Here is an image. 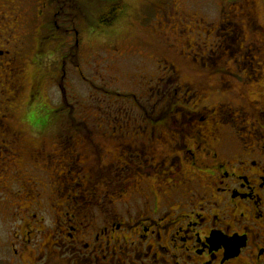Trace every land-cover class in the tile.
Masks as SVG:
<instances>
[{"label": "flooded vegetation", "instance_id": "flooded-vegetation-1", "mask_svg": "<svg viewBox=\"0 0 264 264\" xmlns=\"http://www.w3.org/2000/svg\"><path fill=\"white\" fill-rule=\"evenodd\" d=\"M50 1L55 17L65 15L61 24L47 19ZM122 2L107 0L91 25L73 0H0V264H264V19L256 0L223 3L218 24H198L201 49L188 51L182 27L194 17L178 0L158 5L149 37L178 61L152 52L151 42L155 64L126 57L134 71L113 76L122 89L93 82L117 96L119 125L79 130L61 96L57 128L33 131L38 143L26 147L20 104L31 25L36 54L46 24L63 26L78 50L81 32L115 36L107 34ZM33 93L41 90L32 81L26 108Z\"/></svg>", "mask_w": 264, "mask_h": 264}, {"label": "rangeland", "instance_id": "rangeland-1", "mask_svg": "<svg viewBox=\"0 0 264 264\" xmlns=\"http://www.w3.org/2000/svg\"><path fill=\"white\" fill-rule=\"evenodd\" d=\"M71 1V0H68ZM79 2L80 6L77 7L78 13L77 18H88L91 20L92 24L96 21V15L94 12L99 10L102 5L106 6L107 0H73ZM122 8L117 12L122 13L114 21V25L111 28V32L107 35H115L111 37H105L106 35L100 34H90L89 32H81L80 34V46L77 50L75 46L74 36L64 33L63 26H60V31H57L56 28L51 25H45V30L47 36L43 38L45 45V50L38 54L35 53V43H36V28L38 23L34 22L31 26L35 29L33 32V40L31 45L26 50L25 56V95L21 101L20 113L27 114V121L24 122V128L26 131L28 143L26 147L31 149L33 146H36L38 140L34 138V132L42 131H54L56 127L55 120L59 115L65 114L66 110L62 105H59L60 98L66 97L65 104L69 109L73 108V113L77 115V124L79 130H91L95 129L97 123L106 125H116L118 126L122 113L121 106L117 96L106 93L103 90L94 86V83L97 85H102L108 83L109 88L112 90L122 89V86H125L124 80H115L113 76L122 73L129 75L130 72L134 71L135 67L126 68L125 58L127 60L139 59L142 63L149 62L150 66L155 64L154 57L152 52H164L170 58V60L177 62L176 51L170 47V52L166 51V47H158L155 39H158L157 35H152L149 37V22L151 17L154 15V12L158 5H164L167 2L172 0H122ZM180 1V7L182 11H186L189 15H192L194 18L189 19L188 16L184 21L182 29L183 36L191 41V47H186L181 43L180 37L177 34L172 36V40L178 46H184L185 50H198L201 49L200 45H195L194 41L202 40V30L199 28L198 24L210 25L218 24L221 17V6L223 3H226L227 7H230V0H178ZM260 12L262 13V20L264 19V3L262 0H256ZM32 2V0H29ZM111 2V1H110ZM55 3V6L52 7ZM48 5V18L53 21V19L58 20V23L61 24V19L65 15H58L55 17L53 15L54 11L58 8L56 1H50ZM128 4V6L126 5ZM77 6V5H76ZM75 6V7H76ZM52 7V8H51ZM66 10L74 9V6H71L70 3H66ZM76 12V11H75ZM66 14V13H63ZM196 19L201 18L203 23H197ZM78 21V25L82 22ZM86 20V19H85ZM139 21L142 22V25L139 24ZM2 30V26H0ZM55 31V32H54ZM151 33L152 30L150 29ZM241 34V31L239 32ZM233 35H237L235 32ZM238 39H241L237 35ZM144 39V44L139 45L135 44V39ZM145 39H148V42H145ZM238 43L233 41L232 36L227 37V42ZM118 43L120 46V52L125 53L123 56L118 57L115 52L112 50L110 43ZM151 42L153 44L152 52H150ZM240 42V41H239ZM164 45V43H162ZM72 52H75L73 55ZM36 54V55H35ZM136 54V55H134ZM73 55V56H72ZM62 57L66 60L63 63L64 75L63 81L66 85L64 90L60 91V88L56 82V76L61 74V70L58 67L57 61ZM1 59V57H0ZM4 57L2 60H6ZM73 59V60H72ZM72 60V61H71ZM193 64H199L197 60L191 59ZM7 65V63H6ZM78 65V66H76ZM140 64L139 66H141ZM138 66V67H139ZM58 67V69H57ZM58 70V74H57ZM99 77L100 79L96 80ZM41 90V94L31 95L29 105L25 106L28 100V91L29 85L31 82ZM115 83V84H114ZM1 87V83H0ZM1 90L3 88H0ZM43 96V97H42ZM3 97L4 95L0 94V111L3 109ZM27 110V112H26ZM2 112V111H1ZM0 112V113H1ZM111 114L113 118L117 119L112 123L103 122L100 119H105L107 115ZM58 125V124H57ZM112 128V127H111ZM0 131V143H2ZM50 146V145H49ZM4 220V219H3ZM0 219V226L2 225Z\"/></svg>", "mask_w": 264, "mask_h": 264}, {"label": "trees", "instance_id": "trees-1", "mask_svg": "<svg viewBox=\"0 0 264 264\" xmlns=\"http://www.w3.org/2000/svg\"><path fill=\"white\" fill-rule=\"evenodd\" d=\"M226 1H229V0H226ZM108 8H109V6H105V7H103L104 10H106V9H108ZM103 17H104V16H103ZM111 18H113V16H112Z\"/></svg>", "mask_w": 264, "mask_h": 264}]
</instances>
